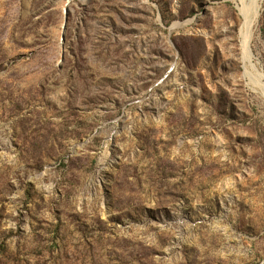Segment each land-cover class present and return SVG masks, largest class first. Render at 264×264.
Masks as SVG:
<instances>
[{"label":"rangeland","instance_id":"rangeland-1","mask_svg":"<svg viewBox=\"0 0 264 264\" xmlns=\"http://www.w3.org/2000/svg\"><path fill=\"white\" fill-rule=\"evenodd\" d=\"M241 3L0 0V264H264Z\"/></svg>","mask_w":264,"mask_h":264},{"label":"bare ground","instance_id":"bare-ground-1","mask_svg":"<svg viewBox=\"0 0 264 264\" xmlns=\"http://www.w3.org/2000/svg\"><path fill=\"white\" fill-rule=\"evenodd\" d=\"M240 11L244 16V22L239 28L240 37H241V46L243 60L247 63L251 62V38H252V27L257 21L259 16V5H257L256 0L254 2H247L241 0ZM255 3V4H254Z\"/></svg>","mask_w":264,"mask_h":264},{"label":"water","instance_id":"water-1","mask_svg":"<svg viewBox=\"0 0 264 264\" xmlns=\"http://www.w3.org/2000/svg\"><path fill=\"white\" fill-rule=\"evenodd\" d=\"M67 20V19H66ZM66 28V27H65ZM65 37H64V35H63V39H64ZM64 58V57H63Z\"/></svg>","mask_w":264,"mask_h":264}]
</instances>
